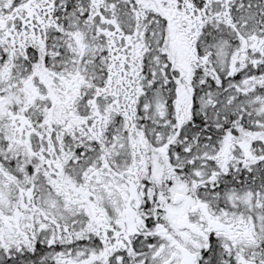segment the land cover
<instances>
[{
    "label": "snow or ice",
    "instance_id": "obj_1",
    "mask_svg": "<svg viewBox=\"0 0 264 264\" xmlns=\"http://www.w3.org/2000/svg\"><path fill=\"white\" fill-rule=\"evenodd\" d=\"M0 264H264V0H0Z\"/></svg>",
    "mask_w": 264,
    "mask_h": 264
}]
</instances>
